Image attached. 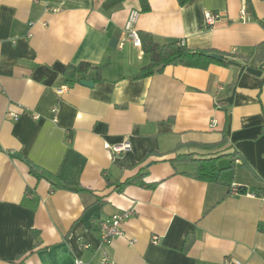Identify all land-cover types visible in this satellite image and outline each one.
<instances>
[{
    "label": "crops",
    "instance_id": "obj_1",
    "mask_svg": "<svg viewBox=\"0 0 264 264\" xmlns=\"http://www.w3.org/2000/svg\"><path fill=\"white\" fill-rule=\"evenodd\" d=\"M147 1L0 0V264H264V0ZM130 28L240 57L136 78L150 57ZM82 62L100 78L68 80ZM179 152L222 155L220 181Z\"/></svg>",
    "mask_w": 264,
    "mask_h": 264
},
{
    "label": "trees",
    "instance_id": "obj_2",
    "mask_svg": "<svg viewBox=\"0 0 264 264\" xmlns=\"http://www.w3.org/2000/svg\"><path fill=\"white\" fill-rule=\"evenodd\" d=\"M121 0H114V2H119ZM190 0H178L180 5H186ZM143 6L147 9L148 1L141 0ZM250 0H246V11L251 14L254 13V8L252 6ZM139 37L141 40V46L146 54L150 57V62L148 65L142 67L140 72L135 76L136 78L147 77L154 75L156 73L162 72L164 68L169 65H183L192 68H200L207 69L211 64H220L223 66H229L230 61L239 58V54L230 53L226 51H221L214 48H200V49H191L188 46L182 44L181 42L174 41L169 43H160L157 42L154 36L149 32H139ZM212 53H218L222 55V59L216 60L211 57ZM95 70L97 73V77L100 78L101 67L91 65L88 62H82L79 65H67L65 70V75L68 80L72 81L76 79V77L85 73L89 70ZM226 143L225 137L216 144L207 145V148L213 149L219 146H223ZM184 147V145H179L176 149V152ZM222 155L218 157H196L194 153H177L176 158L172 160V162L179 161H189L194 164V172L189 175L203 181L207 182H219L221 178V174L223 169L219 168L218 159ZM31 172L38 177H41L42 174L38 173L36 170L31 169ZM147 172H138L135 176L129 178L125 182L121 183L118 186L119 191H123L124 187L135 182L137 179H142ZM82 189L81 191H83ZM257 229L260 233L264 234V221H260L257 225ZM191 244V240L188 241L186 245L189 247Z\"/></svg>",
    "mask_w": 264,
    "mask_h": 264
},
{
    "label": "built area",
    "instance_id": "obj_3",
    "mask_svg": "<svg viewBox=\"0 0 264 264\" xmlns=\"http://www.w3.org/2000/svg\"><path fill=\"white\" fill-rule=\"evenodd\" d=\"M50 1V0H49ZM242 15L246 16V6H244L242 10ZM219 18V13H215L213 11H206L205 13V21L207 25H213L216 20ZM129 36L134 40L137 45H141V40L138 32L135 29H129ZM61 91V90H60ZM130 143L126 142L123 146L116 147V151L126 150L130 148ZM132 210L120 211L113 214L111 217L107 218L101 223V242L102 244H108L117 236L124 235L122 225L126 219H128L132 215ZM86 248L89 245H86ZM100 264H117L112 256L109 253L105 252L102 256Z\"/></svg>",
    "mask_w": 264,
    "mask_h": 264
},
{
    "label": "water",
    "instance_id": "obj_4",
    "mask_svg": "<svg viewBox=\"0 0 264 264\" xmlns=\"http://www.w3.org/2000/svg\"><path fill=\"white\" fill-rule=\"evenodd\" d=\"M211 57L216 59V60L222 59V55H220L218 53H212ZM81 82L83 84H85V85H88V86H93L94 85V81L93 80H82Z\"/></svg>",
    "mask_w": 264,
    "mask_h": 264
}]
</instances>
